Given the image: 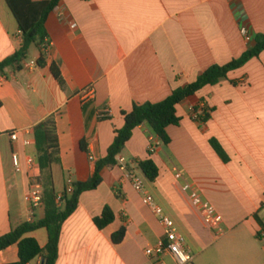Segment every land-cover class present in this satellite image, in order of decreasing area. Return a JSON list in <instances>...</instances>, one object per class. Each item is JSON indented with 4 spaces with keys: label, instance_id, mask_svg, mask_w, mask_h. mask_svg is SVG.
<instances>
[{
    "label": "crops",
    "instance_id": "0c3cea01",
    "mask_svg": "<svg viewBox=\"0 0 264 264\" xmlns=\"http://www.w3.org/2000/svg\"><path fill=\"white\" fill-rule=\"evenodd\" d=\"M46 28V65L38 64L41 48L32 45L22 69L10 66L0 75V236L45 217V206L34 208L26 199V159L37 160L35 125L56 118L60 162L52 164V172L57 195L62 194L70 180L95 174L96 162L124 127L123 111L165 100L209 67L225 65L254 45L256 36L264 35V0H60ZM23 41L7 1L0 0V60ZM53 63L66 89L54 77ZM107 107L113 115L100 118ZM206 113L209 118L202 120ZM178 114L180 124L167 129L170 142L158 137L152 152L149 126L134 130L121 153L129 169L145 176L139 161L151 157L158 165L159 175L151 181L155 201L185 235L194 255L188 264H264V51L188 97ZM14 131L17 140L11 138ZM14 153L21 171L13 165ZM102 175V184L82 194L64 223L56 264H179L172 254L146 253L164 237V228L126 172L115 165ZM185 183L222 217L220 226L205 224ZM107 205L116 218L100 229L94 219ZM122 227L125 238L116 244L113 234ZM30 236L42 247L48 242L45 228ZM18 259L17 244L0 251V264ZM32 262L43 264L44 258Z\"/></svg>",
    "mask_w": 264,
    "mask_h": 264
},
{
    "label": "trees",
    "instance_id": "16d2710c",
    "mask_svg": "<svg viewBox=\"0 0 264 264\" xmlns=\"http://www.w3.org/2000/svg\"><path fill=\"white\" fill-rule=\"evenodd\" d=\"M14 14L19 27L23 33L24 41L20 49L4 60H0V75L6 68L13 66L17 70L22 69L23 62L28 58L32 45L41 48L38 64L46 65L47 53L45 48L49 44V34L46 21L49 14L56 8L60 0H6ZM256 42L241 57L232 60L225 65L215 64L209 67L196 81L183 87L175 89L165 100L157 103L147 102L134 104L131 111H123L125 124L116 130V136L108 149L105 157L96 162L95 174L85 181L73 182L74 191L64 190L63 204L59 206L56 202L57 192L52 172V164L60 162V145L56 127V118L50 115L34 127L35 146L37 160L42 172V184L44 187L45 217L37 221H29L13 228L9 233L0 236V251L17 244L19 259L16 262L4 264H27L39 256L45 260V264H56L59 258V245L64 223L77 211L80 198L86 191L97 189L103 182L102 171L109 166L118 164L117 157L132 138L136 128L147 124L151 134L159 137L165 144L170 142L168 127L179 125L181 116L178 114V105L188 97L195 95L198 91L208 85H216L222 79L228 77L229 73L241 68L249 60L258 57L264 51V35H257ZM51 71L62 89L67 84L57 64L51 65ZM2 103L0 101V107ZM206 113L202 120H207ZM218 150L221 148L214 142ZM83 146V142H82ZM84 149L85 146H83ZM139 167L150 181H155L159 175V167L150 157L139 161ZM116 216L110 206H106L102 214L94 219L98 228L103 229L114 222ZM45 228L48 232V242L42 247L30 234L36 230ZM126 235V228L122 227L113 234V241L121 243Z\"/></svg>",
    "mask_w": 264,
    "mask_h": 264
},
{
    "label": "built area",
    "instance_id": "2783aa9c",
    "mask_svg": "<svg viewBox=\"0 0 264 264\" xmlns=\"http://www.w3.org/2000/svg\"><path fill=\"white\" fill-rule=\"evenodd\" d=\"M44 1V0H36ZM242 33L246 37V40L251 42L252 35L247 28H242ZM32 65L36 62H31ZM113 115V110L110 107L105 108L99 113L100 118H109ZM194 118H198V114L194 115ZM19 137V132L14 131L11 134L13 140H17ZM157 136H150V151L152 152L156 148ZM26 144H29V140H25ZM118 164L122 170L126 172L127 178L132 182L133 187L138 192L144 194L145 203L152 209V211L158 216L161 225L164 228V237L156 246H150L146 253L149 256H162L164 254H172L178 261L179 264H188L193 261L194 255L187 247V241L185 235L180 232L176 222L165 213L164 209L158 205L154 197L146 190L144 181L140 176H138L132 169H129L127 159L123 155H118ZM13 165L16 171L22 170V162L20 156L17 153L12 155ZM27 165L29 167L30 173V186L29 191L26 196L27 201L32 205V207H42L44 206V187L40 180V166L38 161L33 157H28L26 159ZM177 177H182L181 173L177 174ZM185 191L192 192V203L200 211L205 224L208 227H217L222 223V217L217 214L212 207V205L206 201L201 194L194 190L192 185L185 183L183 186ZM74 191L73 181L68 182L67 192L72 193ZM64 193L57 195L56 202L59 206L63 204ZM27 264H37L34 262H28ZM40 264V263H38Z\"/></svg>",
    "mask_w": 264,
    "mask_h": 264
},
{
    "label": "rangeland",
    "instance_id": "374dc122",
    "mask_svg": "<svg viewBox=\"0 0 264 264\" xmlns=\"http://www.w3.org/2000/svg\"><path fill=\"white\" fill-rule=\"evenodd\" d=\"M140 177L142 178V180L144 181L145 184V188L146 190H149L151 195L155 198V200H158L155 189L152 187V182L150 180H148L147 178H145V176L140 174ZM143 197V194L140 193V198ZM141 206H144V209L147 211L150 210V208L148 206H146L143 202L139 201Z\"/></svg>",
    "mask_w": 264,
    "mask_h": 264
},
{
    "label": "water",
    "instance_id": "95a60500",
    "mask_svg": "<svg viewBox=\"0 0 264 264\" xmlns=\"http://www.w3.org/2000/svg\"><path fill=\"white\" fill-rule=\"evenodd\" d=\"M43 264H45V260H44Z\"/></svg>",
    "mask_w": 264,
    "mask_h": 264
}]
</instances>
